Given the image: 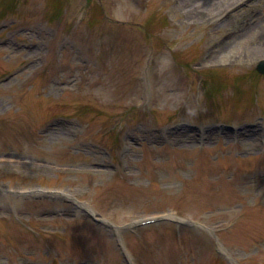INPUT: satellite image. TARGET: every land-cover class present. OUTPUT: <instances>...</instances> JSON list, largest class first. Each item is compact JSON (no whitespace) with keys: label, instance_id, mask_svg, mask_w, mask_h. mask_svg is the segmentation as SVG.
I'll use <instances>...</instances> for the list:
<instances>
[{"label":"rangeland","instance_id":"374dc122","mask_svg":"<svg viewBox=\"0 0 264 264\" xmlns=\"http://www.w3.org/2000/svg\"><path fill=\"white\" fill-rule=\"evenodd\" d=\"M205 1L0 0V264H125L76 200L193 223L125 232L136 264H264V140L167 130L264 122V0Z\"/></svg>","mask_w":264,"mask_h":264},{"label":"bare ground","instance_id":"6f19581e","mask_svg":"<svg viewBox=\"0 0 264 264\" xmlns=\"http://www.w3.org/2000/svg\"><path fill=\"white\" fill-rule=\"evenodd\" d=\"M190 1H192V3H196V2H199V3H201V2H206L205 0H190ZM220 0H208L207 1V6H209V5H211V6H213V5H216V4H218V2H219Z\"/></svg>","mask_w":264,"mask_h":264},{"label":"water","instance_id":"95a60500","mask_svg":"<svg viewBox=\"0 0 264 264\" xmlns=\"http://www.w3.org/2000/svg\"><path fill=\"white\" fill-rule=\"evenodd\" d=\"M264 63V62H263ZM262 65H264V64H262Z\"/></svg>","mask_w":264,"mask_h":264}]
</instances>
